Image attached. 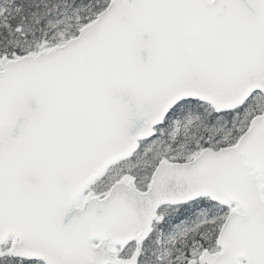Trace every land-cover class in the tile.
Here are the masks:
<instances>
[{
  "label": "snow or ice",
  "instance_id": "snow-or-ice-1",
  "mask_svg": "<svg viewBox=\"0 0 264 264\" xmlns=\"http://www.w3.org/2000/svg\"><path fill=\"white\" fill-rule=\"evenodd\" d=\"M0 264H264V0H0Z\"/></svg>",
  "mask_w": 264,
  "mask_h": 264
}]
</instances>
